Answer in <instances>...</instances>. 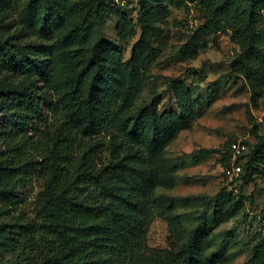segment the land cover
Wrapping results in <instances>:
<instances>
[{
  "label": "trees",
  "instance_id": "1",
  "mask_svg": "<svg viewBox=\"0 0 264 264\" xmlns=\"http://www.w3.org/2000/svg\"><path fill=\"white\" fill-rule=\"evenodd\" d=\"M21 1L0 0V71L17 80L0 85V115L6 113L0 118V139L12 152L28 141L43 163L24 162L17 155L10 162L0 154V264H132L141 251L159 179L148 155L159 156L180 131L191 127L199 101L177 85L178 113L159 115L154 103L126 122L129 140L148 154L100 167L93 149L82 142L116 123L122 96L113 65L118 50L102 33L109 5L106 0H25L19 6ZM199 1L209 12L207 28L232 31L242 48L232 68L259 98L264 88V0ZM157 9L145 17L162 12ZM13 13L19 16L21 34L10 35L13 27L5 23ZM151 28L144 26V39ZM116 31L120 41L131 36L125 15ZM26 34L34 42L25 41ZM50 119L59 124L55 134L47 135L58 157L41 148L38 138L34 141ZM256 139L246 158L248 169L264 167V135ZM35 163L51 172L39 222L27 221L19 211L20 191ZM243 206L222 189L215 197L216 218L226 208L233 218ZM204 238L205 229L196 230L188 245L171 253L172 263L204 264ZM252 261L264 264L263 243L254 249Z\"/></svg>",
  "mask_w": 264,
  "mask_h": 264
},
{
  "label": "rangeland",
  "instance_id": "2",
  "mask_svg": "<svg viewBox=\"0 0 264 264\" xmlns=\"http://www.w3.org/2000/svg\"><path fill=\"white\" fill-rule=\"evenodd\" d=\"M106 2L109 12L102 33L118 50L113 65L122 96L116 105V123L82 142V146L93 149L97 165L105 166L136 153L147 155L129 140L126 122L154 103L159 115L178 113L177 85L190 90L199 101L191 127L180 131L159 156L148 155L159 179L141 251L132 264H173L171 253L188 245L199 228L205 229L204 264H259L252 260L254 249L264 244V167L248 169L246 158L257 144L256 135H264V88L261 96L254 98L244 75L232 68L242 53L241 46L230 29L217 32L206 27L209 12L199 0ZM24 3L22 0L19 6ZM157 8L162 12L145 17ZM14 13L5 19L13 27L10 35L23 31ZM121 15L132 28L126 41H120L116 31ZM145 25L152 30L144 39ZM24 38L35 40L27 34ZM16 81L7 71H0V85ZM58 129V122L50 119L34 138L40 140L41 148L48 147L53 157L60 152L47 135ZM239 143L246 150L235 157L233 147ZM39 153L28 141L19 142L17 152H12L0 139V154L10 162L17 155L24 162L43 163ZM38 163L30 167L32 176L20 191L19 211L32 222H39L41 203L51 182V172ZM237 166L241 172L234 170ZM222 189L244 205L233 218L228 217L227 208L216 218L215 197ZM38 248L41 251V245ZM5 259L11 262L10 256Z\"/></svg>",
  "mask_w": 264,
  "mask_h": 264
},
{
  "label": "built area",
  "instance_id": "3",
  "mask_svg": "<svg viewBox=\"0 0 264 264\" xmlns=\"http://www.w3.org/2000/svg\"><path fill=\"white\" fill-rule=\"evenodd\" d=\"M233 148H234L235 157L242 156L244 154V151L246 150V147L244 145H241L240 143L235 145ZM234 170L237 172H241V167L237 166Z\"/></svg>",
  "mask_w": 264,
  "mask_h": 264
}]
</instances>
